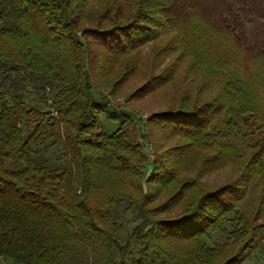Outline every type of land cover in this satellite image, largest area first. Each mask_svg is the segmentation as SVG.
<instances>
[{"label": "trees", "instance_id": "1", "mask_svg": "<svg viewBox=\"0 0 264 264\" xmlns=\"http://www.w3.org/2000/svg\"><path fill=\"white\" fill-rule=\"evenodd\" d=\"M163 53L174 66L162 68ZM179 66L201 75L195 93L210 98L184 93L151 115L176 143L157 152L143 188L142 148L115 93L139 73L130 96L153 94ZM262 66L264 0H0V260L241 264L263 227L254 218L264 215V83L250 87ZM241 128L247 149L228 143ZM225 166L237 171L231 181L196 178ZM257 188L248 219L238 208ZM122 204L137 221L124 240ZM211 232L229 235L209 246Z\"/></svg>", "mask_w": 264, "mask_h": 264}, {"label": "rangeland", "instance_id": "2", "mask_svg": "<svg viewBox=\"0 0 264 264\" xmlns=\"http://www.w3.org/2000/svg\"><path fill=\"white\" fill-rule=\"evenodd\" d=\"M86 24V23H85ZM80 34V32H79ZM152 56L151 45L147 44L141 49L140 59L142 62L141 68L145 70V65L149 66L150 58ZM175 55L173 54H160L159 59L163 67L174 66L175 65ZM143 66V67H142ZM157 69L161 65H153ZM232 68V67H230ZM252 68L253 72L258 73V76L254 79L251 88H258L263 86L264 78H262V72L259 73V70H264V66ZM201 75L193 74L186 72V67L179 66L175 71L174 78L166 84L165 87L158 89L153 94H147L142 97L134 98L130 96L136 90L137 86L143 81V77L138 73L134 78L130 79L128 83L116 94L115 93V110L118 112H124L133 120V128H128V132L131 134V137L141 145V160L137 169L135 180L145 187L146 179L153 169L154 158L157 157L161 149H167L176 143L175 139H167L160 136L157 129H155L150 124V117L153 113H156L159 110L166 109L168 107L177 106L180 96L184 93L187 94L188 98L201 101L207 100L210 98L208 94L203 92L196 94L195 91L198 89V84L201 80ZM263 81V82H261ZM253 88V89H254ZM103 129L109 134L115 127L109 124L106 118H102ZM244 130L241 128L239 133H234L230 136L228 143L237 144L235 145L236 149H247L245 147L246 139L242 136ZM243 154L240 157L241 159L247 157L250 151H241ZM47 156H50L53 160H57L59 152L56 150V147H51L45 153ZM243 157V158H242ZM197 165V164H195ZM237 174L236 169H231L230 166H225L221 169L214 170L210 173H204L203 171L198 174L196 177L199 183H204L208 188H213L218 185H221L225 182L231 181ZM196 175V172H188L187 175H183L186 178H190ZM262 191L261 188H257L251 195L245 198L243 204L239 206V210L247 215V218L250 219L256 214V209L258 206V195ZM124 205L119 206V212L122 216L121 225L123 224L122 229L119 230L120 237L124 240L126 234L132 229V227L137 223L134 221V211L131 209H124ZM123 210V211H122ZM262 223L263 227L260 229V242L256 248H254L250 253L246 255L241 264H264V215L257 216L254 218V222ZM232 229V224L227 225V230ZM228 233L220 232H211L207 241L209 246H216L225 242L228 238ZM123 242V241H122ZM133 255L136 256L135 250H133ZM131 255V256H133ZM114 260L118 262L120 257L118 254L114 256ZM0 264H16L10 260H0Z\"/></svg>", "mask_w": 264, "mask_h": 264}]
</instances>
